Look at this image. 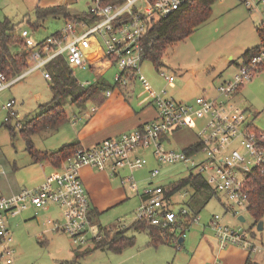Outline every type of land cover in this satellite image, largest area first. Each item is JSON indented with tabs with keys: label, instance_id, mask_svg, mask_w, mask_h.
I'll list each match as a JSON object with an SVG mask.
<instances>
[{
	"label": "built area",
	"instance_id": "1",
	"mask_svg": "<svg viewBox=\"0 0 264 264\" xmlns=\"http://www.w3.org/2000/svg\"><path fill=\"white\" fill-rule=\"evenodd\" d=\"M186 1L191 0H123L118 3L91 0L87 12L95 18L94 21L70 19L58 34L37 43L25 30H20L25 43L33 47L27 60L28 67L12 78L0 72V91L38 68H43V77L50 80L51 75L45 65L60 55L69 66L91 70L94 82L103 76L106 69L116 66L117 71L112 76L114 87L127 86L138 80L144 88L152 89L150 102L156 114L134 130L106 137L89 147L75 148L63 159L64 170L47 175L39 185L0 196V239L5 242V264H10L13 251L7 245L11 240L7 215L21 213L29 206L42 207L50 203L61 207L62 219L48 218L46 223L54 232L64 231L70 243L77 248L100 238V233L91 228L90 200L80 177V168L84 166L107 170L110 175L120 178L122 186L127 184L139 199L134 210L137 220L165 231L176 229L184 237L191 223L200 220L199 214H193L187 206L190 192H184L187 199L176 210L171 208V196L166 197L160 184L139 192L132 172L147 163L138 154L139 150L150 149L158 162H183L188 172L203 176L226 211L240 221L237 217L241 213L236 209L244 207L247 210L254 189L251 182L255 170L264 175V131L251 124L246 109L241 108L234 98L239 87L264 68V36L254 54L247 59L241 57L236 62L238 69L233 79L218 84L215 96L202 95L191 101H175L165 95L164 89L155 91L141 74L140 62L144 57L141 39L151 16H167ZM258 2L264 7V0H244L248 8ZM160 75L168 83L174 81L171 73L160 72ZM90 84L87 80L80 85L87 87ZM112 89H105L104 96L110 95ZM14 102L9 99L3 105L7 109L4 120L19 117L13 109ZM191 120L199 121L200 126L195 132V141L187 149H166L164 144L168 143V137L190 127ZM158 173L157 167L150 171L152 177ZM189 214L192 218L190 224L180 230L179 225ZM203 225L212 230L220 248L233 245L250 253L258 246L249 228L236 229L223 222L218 214H213Z\"/></svg>",
	"mask_w": 264,
	"mask_h": 264
},
{
	"label": "rangeland",
	"instance_id": "2",
	"mask_svg": "<svg viewBox=\"0 0 264 264\" xmlns=\"http://www.w3.org/2000/svg\"><path fill=\"white\" fill-rule=\"evenodd\" d=\"M65 1L71 0H0V21L4 17L11 19L15 23L16 32L25 30L37 43L52 35L54 31L62 29L66 21L63 16H47L39 25L33 27L31 24L36 20L34 14L36 6H52ZM90 3L91 0H74L68 10L74 9L84 13L88 10ZM211 12V16L184 40L168 45L158 69L148 59L140 62L141 74L155 91L164 89L165 95L181 102L191 101L202 95L215 96L216 87L220 82L233 79L232 76L238 69L236 62L241 58V54L251 46L259 45L257 28L264 22V7L261 3L260 5L254 3L252 8H248L244 0H216L211 6ZM70 67L72 75L80 84L87 80L95 83L94 74L88 68ZM116 71V66L106 69L101 80L106 84L114 85L112 76ZM42 72L43 68L30 71L0 91V196H9L14 190L39 185L42 178L49 174V168H44V163L32 162L25 139L18 132L20 123L16 122V126L13 125L17 119L23 120L35 116L51 102L50 80L45 79ZM160 72L166 75L173 74L174 81L168 83ZM127 88L126 96L133 106L138 105L140 101H150L152 89L144 88L138 80L133 85L129 84ZM236 93L234 100L241 108L246 109L251 124L264 131V68L253 75L250 81L242 84ZM9 99L15 100L13 109L19 116L11 119L13 133L9 132L4 124L7 109L5 110L3 105ZM92 105L91 100L83 103L81 107L67 101L63 107L68 121L56 131L43 130L34 134L33 146L38 150L58 148L66 142L70 133L68 125L77 117V113L83 108L90 110ZM199 129V121L191 120L190 127L172 133L164 147L173 150L187 148L191 142L195 141V132ZM138 154L147 161L142 168L132 172L139 192L156 184L166 189L169 184L178 181L188 173V168L183 162L169 164L154 160L150 149L139 150ZM155 167L159 169V173L152 177L150 171ZM119 182L118 176L112 177V187L124 189L125 199L92 218L93 226H97L99 222L102 226L116 223L114 224L116 226L111 227V233L122 230L121 223H130L136 219L134 210L139 201L138 196L129 190L127 184L122 186ZM184 192L189 190L178 188L172 193V209H178L187 199ZM200 209L198 213L200 220L191 223L190 229L197 227L199 223H206L213 214H218L223 222L236 229L251 228L255 245H258L250 251L249 256L241 247H229L220 256L222 258L220 264H244L247 256L249 264H264V225L262 229H257L246 208L236 209L245 218L244 221H237L236 216L226 211L218 197L212 195ZM17 215L8 219V223L10 221L11 224L8 227L11 240L7 245L13 249L10 264H60V261L71 260L76 251L81 255L76 258L74 264H212L214 262V252L209 255L203 253L201 249L196 250L198 235L194 237L192 245L187 237L180 247L175 243L165 242H160L156 246L150 243L145 232L141 231L135 233L132 245L125 246L120 252H112L109 249H93V245L77 248L70 243L64 231L54 232L50 229L46 223L48 218L42 216L27 220L26 222L29 223H18L16 220L20 214ZM262 220L264 224V217ZM190 229L186 231L188 236ZM1 244L0 264H5L6 256L2 251L5 242ZM84 250L88 252L83 253Z\"/></svg>",
	"mask_w": 264,
	"mask_h": 264
},
{
	"label": "trees",
	"instance_id": "3",
	"mask_svg": "<svg viewBox=\"0 0 264 264\" xmlns=\"http://www.w3.org/2000/svg\"><path fill=\"white\" fill-rule=\"evenodd\" d=\"M122 1L103 0V3H118ZM215 1H186L167 16H151L146 29L147 31L141 39V45L144 51L143 59H148L158 69L162 64L160 61L161 57L166 52L168 45L184 40L197 26L208 19L212 14L211 6ZM67 8V3L54 4L46 7L36 6L34 10L36 20L31 25L36 27L47 16H63L66 22L70 19L95 20V18L89 16L87 11L84 13L70 14ZM16 31L15 23L11 19L4 17L0 21V72L4 73L7 78L20 75L28 67L27 60L33 51V47L28 46L25 43V38ZM257 32L261 39L264 36V22L257 28ZM53 34H58V30L54 31ZM257 49L258 45L251 46L241 54V57L247 59ZM45 66L51 75V102L31 118H24L23 120L17 119L16 121L14 119L15 122L13 125L16 126V122H18L17 124L20 123L18 132L25 139L26 148L31 156L32 162L38 163L41 160H49L52 164L57 165L61 160L70 155L75 148L79 147V143L72 141L60 145L56 150H38L32 144V136L43 130L56 131L57 128L67 122L68 116L63 107L67 101L80 106L91 98H97L101 92L104 93L105 89L112 88L114 85L106 84L100 78V80L98 79L95 83L87 87L81 86L72 75L71 67L66 64L64 58L60 55L54 57ZM12 118L14 117L4 120L6 128L11 133L14 131L13 125L11 124ZM253 176L251 183L254 185V189L249 198L247 211L255 225L257 221L262 220L264 217V175L255 170ZM178 188H187L189 190L190 198L187 206L193 214H198L205 201L212 195H216L203 176L192 172H188L178 181L172 182L166 189L163 187L164 194L168 198ZM191 220L190 214L187 215L185 222L179 225V229L183 230L190 224ZM126 229L146 231L149 242L156 246L160 242L175 243L178 247L183 244L177 242L178 237L181 236V231L176 229L173 231L166 229L165 231L160 227L146 224L142 220L135 219ZM248 230H251V228ZM124 231L125 229L111 233V228L100 227V238L93 240L90 245H93V249H109L112 252H120L125 246H130L134 242V236H127ZM0 242L2 243L3 241L0 239ZM84 251L83 253L88 252V250ZM79 255L81 254L76 251L71 260L60 261V264H74V261ZM248 256L244 264H249Z\"/></svg>",
	"mask_w": 264,
	"mask_h": 264
},
{
	"label": "crops",
	"instance_id": "4",
	"mask_svg": "<svg viewBox=\"0 0 264 264\" xmlns=\"http://www.w3.org/2000/svg\"><path fill=\"white\" fill-rule=\"evenodd\" d=\"M73 2L74 0L68 2L65 1L63 3L68 4V13L77 14L79 13V11H76L74 9L73 11L68 10L71 7L70 4H72ZM127 86H120L118 88L113 89L111 94L108 96H104L103 92H101L99 98L97 97L94 99H89L93 101V105L90 107V110L87 111V109L83 108L77 113V117H75L72 122L68 125L70 133L69 136L66 138V142H64L63 144L70 143L72 141H77L79 143V146L89 147L105 139L106 137L117 136L121 134V132L134 130L140 124L152 120L156 114L154 105L150 101H140L138 102V105L133 106L126 96L128 90ZM81 106L82 105H80L79 107ZM38 163H44V168H49V174L47 175L57 174L58 172L63 171L65 168L63 160H61V162H59L57 165L52 164L49 160H41ZM47 175H45L42 180ZM80 177L81 180H83L87 196H89L90 200L89 212L91 215L92 230L100 233V227L111 228L116 226L114 225L116 223H111L102 226L100 225V222L97 224V226H93L92 218L95 217L96 214L98 215L99 213H102L103 211L107 210V208L111 207L112 205L122 202L123 199H125L126 197L123 191L124 189H122L124 187L121 188L122 190L113 188L111 185V180L113 176L110 175L107 170L100 171L91 166L81 167ZM20 190L21 189L14 190L10 192V194L18 192ZM19 214L20 216L16 220V222L18 223H29L26 221L32 220L34 218L37 219L38 217L42 216L46 218H53L56 220L62 219L61 207L50 203L44 204L42 205V207L29 206L27 209H25V211ZM9 215L11 214L7 215V227L11 225L10 221L8 223V219L16 216L17 214L11 216ZM130 223H121V225H123L121 227L122 230L125 229V235H132L135 238V233L143 231L147 235L149 241V237L146 231H135L133 229H126V227L130 225ZM207 229L208 227H205L203 225V222L199 223L197 227L194 226L190 229V231L188 232L190 233L189 236L185 234L182 239V243H184L185 239L189 237L190 245H192L194 244V237L198 235L199 238L196 244V250L198 249V251H200L201 249L203 253H208L209 255L214 252L215 256L213 260L214 262L212 264H220V260L222 259L220 258V256H222L223 252H225L229 247H232L233 245L220 248L218 242L213 236L212 231L208 229L209 231H211L209 232ZM248 254L249 253L247 252V255Z\"/></svg>",
	"mask_w": 264,
	"mask_h": 264
},
{
	"label": "water",
	"instance_id": "5",
	"mask_svg": "<svg viewBox=\"0 0 264 264\" xmlns=\"http://www.w3.org/2000/svg\"><path fill=\"white\" fill-rule=\"evenodd\" d=\"M237 218L240 221H244L245 220V218H244V216L242 214H239ZM256 224H257V229H262L263 228V225H264L263 224V220L257 221ZM182 239H183V237L179 236L178 239H177V242H179V244H181L182 243Z\"/></svg>",
	"mask_w": 264,
	"mask_h": 264
}]
</instances>
